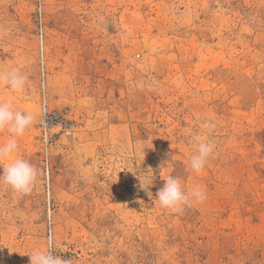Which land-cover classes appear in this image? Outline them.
Masks as SVG:
<instances>
[{
  "label": "rangeland",
  "instance_id": "1",
  "mask_svg": "<svg viewBox=\"0 0 264 264\" xmlns=\"http://www.w3.org/2000/svg\"><path fill=\"white\" fill-rule=\"evenodd\" d=\"M12 69L28 80L0 102L37 115L17 155L40 176L0 180V264L50 237L71 264H264V0H0ZM44 101L72 112L48 160ZM195 139L214 146L200 173ZM169 175L206 199L161 207Z\"/></svg>",
  "mask_w": 264,
  "mask_h": 264
},
{
  "label": "clouds",
  "instance_id": "2",
  "mask_svg": "<svg viewBox=\"0 0 264 264\" xmlns=\"http://www.w3.org/2000/svg\"><path fill=\"white\" fill-rule=\"evenodd\" d=\"M27 80L28 77L18 69L0 72V82L7 84L15 92L23 90ZM36 120V114L17 109L11 101L0 102V132L7 130L11 134L6 142L0 144V161H7V165L3 166L4 171L3 175H0V180L23 193L32 191L40 173L27 159L17 155L19 148L17 138L23 136ZM194 147L195 152L190 158L189 165L192 171L200 173L214 154V146L210 142L195 139ZM139 179L144 189L152 185L145 187V180L141 177ZM163 180L164 186L157 192L155 201L174 213L181 212L185 206L191 207L193 201L202 202L206 199L205 192L200 186L186 191L178 177L169 175ZM53 247V240L50 237L47 250L37 248L29 254L31 264H71V261L54 255Z\"/></svg>",
  "mask_w": 264,
  "mask_h": 264
},
{
  "label": "built area",
  "instance_id": "3",
  "mask_svg": "<svg viewBox=\"0 0 264 264\" xmlns=\"http://www.w3.org/2000/svg\"><path fill=\"white\" fill-rule=\"evenodd\" d=\"M41 13V12H40ZM41 24H43L42 15ZM43 39V34L41 35ZM44 71V70H43ZM72 112L68 109L53 110L49 107L47 101L43 102L42 106V122H41V140L44 147V152L48 155L50 148L56 145L61 138L72 137Z\"/></svg>",
  "mask_w": 264,
  "mask_h": 264
}]
</instances>
